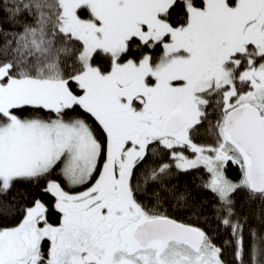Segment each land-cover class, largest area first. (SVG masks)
Wrapping results in <instances>:
<instances>
[{
	"label": "snow or ice",
	"instance_id": "snow-or-ice-1",
	"mask_svg": "<svg viewBox=\"0 0 264 264\" xmlns=\"http://www.w3.org/2000/svg\"><path fill=\"white\" fill-rule=\"evenodd\" d=\"M0 264H264V0H0Z\"/></svg>",
	"mask_w": 264,
	"mask_h": 264
}]
</instances>
